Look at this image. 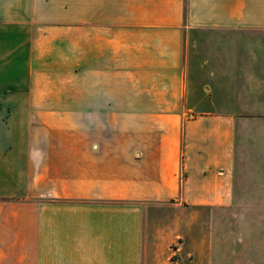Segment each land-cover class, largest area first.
<instances>
[{
	"label": "crops",
	"instance_id": "1",
	"mask_svg": "<svg viewBox=\"0 0 264 264\" xmlns=\"http://www.w3.org/2000/svg\"><path fill=\"white\" fill-rule=\"evenodd\" d=\"M214 210L264 212V0H0V264H209L243 222L264 264Z\"/></svg>",
	"mask_w": 264,
	"mask_h": 264
},
{
	"label": "rangeland",
	"instance_id": "2",
	"mask_svg": "<svg viewBox=\"0 0 264 264\" xmlns=\"http://www.w3.org/2000/svg\"><path fill=\"white\" fill-rule=\"evenodd\" d=\"M183 218L191 220L197 216V212L190 209L178 210ZM204 215L208 218H222V219H248V218H264V212L253 211H205L201 212L199 216ZM219 231L215 236L218 241V251L213 258L210 259L209 264H250L248 260V223L243 222L237 226H221L217 227ZM264 230V228H263ZM264 237V233L259 234ZM216 252V251H215ZM214 253V252H213Z\"/></svg>",
	"mask_w": 264,
	"mask_h": 264
}]
</instances>
